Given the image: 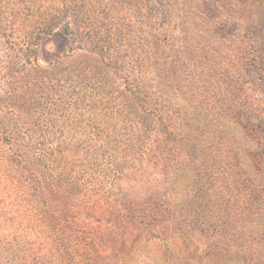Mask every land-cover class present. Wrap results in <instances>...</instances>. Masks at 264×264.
Masks as SVG:
<instances>
[{
	"label": "rangeland",
	"instance_id": "374dc122",
	"mask_svg": "<svg viewBox=\"0 0 264 264\" xmlns=\"http://www.w3.org/2000/svg\"><path fill=\"white\" fill-rule=\"evenodd\" d=\"M174 55L189 85L156 77ZM9 61L77 159L80 264H264V0H0V96Z\"/></svg>",
	"mask_w": 264,
	"mask_h": 264
},
{
	"label": "trees",
	"instance_id": "16d2710c",
	"mask_svg": "<svg viewBox=\"0 0 264 264\" xmlns=\"http://www.w3.org/2000/svg\"><path fill=\"white\" fill-rule=\"evenodd\" d=\"M184 43L183 51H178L181 57L192 62L194 70L207 67L210 59L203 53H207V48L200 46L203 55L199 53V56L204 61H193L188 51L189 42ZM243 50L247 52L246 48ZM178 62L181 67L183 61L174 55V60L164 62L162 70L157 67L156 77L164 84L170 83L171 78V84L184 81L189 85L193 78L186 71L179 70L180 74H177ZM12 67L10 61L5 64L7 74L0 96V264H80L71 247L73 238L77 237L63 232V228L74 220L81 192L78 182L81 171L74 167L77 159L69 164L73 156L59 150L63 142L52 147L41 134L36 135L35 123L45 128L53 124L44 120L43 94H38L40 108L36 110L33 105L38 95L28 87L29 82L23 84L8 73V70L13 71ZM204 77H208L207 74ZM142 82L143 78L134 77L136 87L132 93L146 101L149 93L139 87ZM182 95L185 93L176 97L187 106L210 111L211 100L207 102L203 92L194 90L189 98ZM34 111L38 113L37 118H33L37 121H32L29 116ZM90 202H85L87 212L97 206L96 201ZM86 264L91 263L86 259Z\"/></svg>",
	"mask_w": 264,
	"mask_h": 264
}]
</instances>
